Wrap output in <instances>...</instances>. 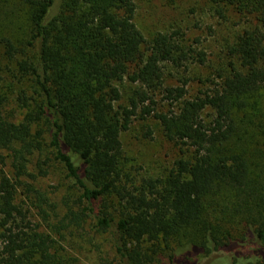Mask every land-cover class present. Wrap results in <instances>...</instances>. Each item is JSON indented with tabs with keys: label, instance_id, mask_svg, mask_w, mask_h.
I'll list each match as a JSON object with an SVG mask.
<instances>
[{
	"label": "trees",
	"instance_id": "1",
	"mask_svg": "<svg viewBox=\"0 0 264 264\" xmlns=\"http://www.w3.org/2000/svg\"><path fill=\"white\" fill-rule=\"evenodd\" d=\"M16 1L26 34L15 40L0 24V45L29 95L17 121L0 94V157H11L0 172V264H81L84 247L68 236L87 228L119 264H203L219 251L231 255L207 264H264V0H211L220 17L232 8L246 26L192 97L187 77L165 84L164 68L204 63L206 53L177 32L148 39L136 0ZM157 88L178 107L157 112ZM137 112L155 115L177 147L160 175L135 178L126 164L121 134ZM49 162L76 194L64 207L22 178L48 175Z\"/></svg>",
	"mask_w": 264,
	"mask_h": 264
},
{
	"label": "rangeland",
	"instance_id": "2",
	"mask_svg": "<svg viewBox=\"0 0 264 264\" xmlns=\"http://www.w3.org/2000/svg\"><path fill=\"white\" fill-rule=\"evenodd\" d=\"M1 6V12L5 13L9 23L7 25L3 20L4 15L0 13V21L3 20L0 22L1 27L15 40H20L25 36L27 28V21L23 13L21 15V9H18L21 5L16 0H1ZM15 7L19 17L11 13V9ZM215 8L211 0H136L135 22L148 39L160 31L177 32L186 45L206 53L204 63L191 60L186 68L173 65L164 68L165 84H177L180 83L179 79L188 78L187 97H192L208 85L206 78L214 77L216 69L225 63V46L237 30L246 26L245 20L232 8L227 10V18L220 17ZM131 86L128 81L121 85V103H128ZM27 88V77L19 73L16 60L7 57L0 45V94L5 98V114L14 120H21L28 109L25 105V96L29 95ZM153 98L156 100L157 112H168L174 106L178 107V103H168L161 88L153 91ZM121 138L126 164L135 178L160 175L178 156L177 147L167 139L160 120L153 114L142 117L137 112L131 126L122 131ZM1 154L4 157H0V172L9 171L11 157L6 150H1ZM38 158L39 153L30 157L27 163L30 172H36ZM45 166H52L48 175L40 176L36 181L27 176L22 178L49 192L60 207H64L65 198L68 195L75 197L76 194L64 179L57 162H49ZM32 210L36 213L35 209ZM87 230L89 232L82 229L68 236L73 248H78V245L84 247L78 254L82 260L81 264H119L110 242L102 235L88 228ZM225 255L231 254L219 251L209 258L202 257L201 260L203 264H207Z\"/></svg>",
	"mask_w": 264,
	"mask_h": 264
}]
</instances>
